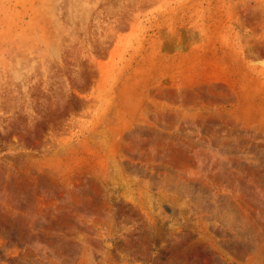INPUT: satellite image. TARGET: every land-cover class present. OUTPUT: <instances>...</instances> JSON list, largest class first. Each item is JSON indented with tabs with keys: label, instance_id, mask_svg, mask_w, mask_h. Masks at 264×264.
Wrapping results in <instances>:
<instances>
[{
	"label": "rangeland",
	"instance_id": "1",
	"mask_svg": "<svg viewBox=\"0 0 264 264\" xmlns=\"http://www.w3.org/2000/svg\"><path fill=\"white\" fill-rule=\"evenodd\" d=\"M0 264H264V0H0Z\"/></svg>",
	"mask_w": 264,
	"mask_h": 264
}]
</instances>
